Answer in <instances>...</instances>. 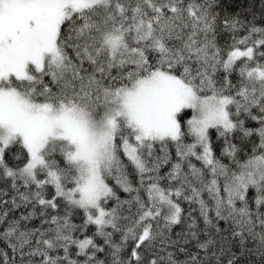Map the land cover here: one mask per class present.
Masks as SVG:
<instances>
[{"label": "snow or ice", "instance_id": "6c2138e0", "mask_svg": "<svg viewBox=\"0 0 264 264\" xmlns=\"http://www.w3.org/2000/svg\"><path fill=\"white\" fill-rule=\"evenodd\" d=\"M0 0V264H264V0Z\"/></svg>", "mask_w": 264, "mask_h": 264}, {"label": "trees", "instance_id": "16d2710c", "mask_svg": "<svg viewBox=\"0 0 264 264\" xmlns=\"http://www.w3.org/2000/svg\"><path fill=\"white\" fill-rule=\"evenodd\" d=\"M242 3H245V0H234V7L236 6V5H239V4H242Z\"/></svg>", "mask_w": 264, "mask_h": 264}]
</instances>
